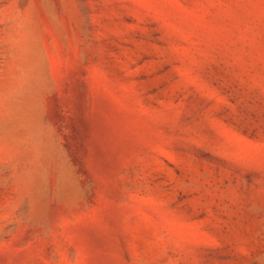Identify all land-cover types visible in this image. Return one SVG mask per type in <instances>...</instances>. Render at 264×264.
<instances>
[{"label":"rangeland","instance_id":"rangeland-1","mask_svg":"<svg viewBox=\"0 0 264 264\" xmlns=\"http://www.w3.org/2000/svg\"><path fill=\"white\" fill-rule=\"evenodd\" d=\"M0 264H264V0H0Z\"/></svg>","mask_w":264,"mask_h":264}]
</instances>
